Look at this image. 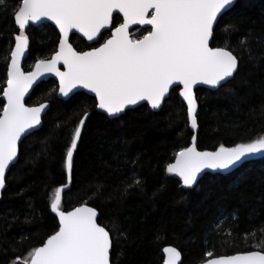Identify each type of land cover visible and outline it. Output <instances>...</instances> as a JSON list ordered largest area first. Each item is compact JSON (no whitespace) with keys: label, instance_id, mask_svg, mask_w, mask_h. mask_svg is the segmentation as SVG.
Instances as JSON below:
<instances>
[{"label":"trees","instance_id":"trees-1","mask_svg":"<svg viewBox=\"0 0 264 264\" xmlns=\"http://www.w3.org/2000/svg\"><path fill=\"white\" fill-rule=\"evenodd\" d=\"M16 4L7 0L0 7V112L19 34L12 14ZM122 22L115 16L113 27ZM147 30L136 28L132 36ZM25 34L29 57L24 70L29 72L38 59H51L60 35L49 24L30 26ZM109 37L106 32L99 43L88 45L73 35L71 44L88 51ZM245 39L247 50L240 43ZM212 47L231 50L239 65L220 89L196 91L201 152L264 137V0H239L219 20ZM179 91L173 89L158 112L144 105L111 120L97 113L96 100L84 93L65 102L57 98L55 80L38 85L27 105L47 103L50 108L42 128L22 142L0 195V264L28 257L59 230L50 205L55 190L68 184L66 151L84 112L90 115L73 155L71 188L63 194L61 210L86 203L99 211V224L113 241L112 264H163V250L170 246L180 251L183 264L264 251V245L254 247L264 239V155L226 175L206 174L192 188L167 173L176 153L190 147L193 137ZM135 179L139 185L129 187ZM253 230L255 236L250 235Z\"/></svg>","mask_w":264,"mask_h":264},{"label":"snow or ice","instance_id":"snow-or-ice-1","mask_svg":"<svg viewBox=\"0 0 264 264\" xmlns=\"http://www.w3.org/2000/svg\"><path fill=\"white\" fill-rule=\"evenodd\" d=\"M236 3L238 0H17L12 14L19 34L15 36L7 86L3 89L7 103L0 112V189L5 187L6 170L17 160L18 141L41 124V113L47 105L27 107L24 97L47 73L59 77L63 96L78 87L88 89L95 94L96 106L116 118L141 101L158 109L172 85H183L180 95L187 101L191 128L196 129L197 98L193 87L203 84L220 88L222 82L238 72L239 58L231 50L210 46L218 18L228 14ZM6 4L7 0H0V7ZM114 12L122 14L123 22L112 27ZM44 19L59 29V49L51 59H38L34 69L26 73L20 64L29 47L26 29ZM132 25L151 27L147 34L133 38L129 32ZM102 29L110 31L111 38L99 47L77 51L69 43L73 30L88 41L99 43ZM240 43L247 50V39ZM61 64L64 71L58 67ZM88 116L84 112L66 151L64 166L69 183L74 151ZM257 153H264V137L201 152L197 151L193 136L192 146L176 153V161L167 166V171L179 176L186 188H192L205 169L228 170ZM139 183L135 179L129 187ZM62 190H55L50 205L59 218V230L43 246L34 248L26 258H17L14 264H110L113 241L109 231L97 223V210L86 203L72 211L61 210ZM260 231L264 233V228ZM250 235L255 236V230ZM262 245L264 239L254 247ZM164 252L168 256L165 264H177V249L169 247ZM205 264H264V251L222 255Z\"/></svg>","mask_w":264,"mask_h":264},{"label":"water","instance_id":"water-1","mask_svg":"<svg viewBox=\"0 0 264 264\" xmlns=\"http://www.w3.org/2000/svg\"><path fill=\"white\" fill-rule=\"evenodd\" d=\"M238 1H239V0H238ZM236 4H237V3H236ZM235 6H236V5H235ZM115 16H120V17L122 18V20H123L122 14H119V13L114 12V13H113V20H114V17H115ZM223 16H224V15H222L221 17L218 18V22H219V20H220ZM47 24L53 26V27L57 30V32L59 33V29L55 26V24H54L52 21H48V20H46V19L42 20L41 22H39V23H37V24H35V25H30V26H33V27L38 28V27H41V26H43V25H47ZM217 25H218V23L214 26V32H215V29H216ZM16 26H17V25H16ZM30 26H29V27H30ZM29 27H28V28H29ZM112 27H113V24H112ZM150 27H151L150 25H132V26L129 28V32L132 34L133 30L136 29V28H142V29H148V30H149ZM17 28H18V26H17ZM28 28H27V29H28ZM27 29H26V30H27ZM101 32H102L101 36L98 37L99 40H100V38L102 37V35H103L104 33H106V32H110V31L102 29ZM59 35H60V33H59ZM73 35H77L78 37H80L81 39H83L84 41H86V43H87L88 45H93V44H94V42L88 41L85 37L82 36V34L77 33L75 30H73L72 32L69 33V43H71V38H72ZM213 37H214V34H213ZM109 38H111V37H109ZM109 38H108V39H109ZM212 40H213V38L210 40V46H211V47H212ZM72 46H73V45H72ZM14 48H15V45H14L13 49H14ZM58 49H59V46H58ZM58 49H57V51H58ZM88 51H89V50H88ZM28 57H29V47H28V49H27V51H26V53H25V56H24V57L21 59V61H20L21 68H22V70H23L24 72H26V71L24 70V64L26 63ZM10 62H11V55H10L9 64H10ZM9 64H8V65H9ZM34 66H35V65H34ZM34 66H33L32 70L34 69ZM58 67L60 68L61 71H64V68H63V65H62V64H61V65H58ZM32 70H31V71H32ZM26 73H27V72H26ZM235 74H236V73H235ZM235 74H234V76H235ZM50 79L55 80L56 83H57V85H58L57 98H58L59 100H62V101H65V102H66V101H69L73 96H75V95L78 94V93H84V94H86L87 96H89V97H91V98H94V99L96 100V98H95V94H94V93H92V92H90L88 89H85V88H82V87H78V88H76V89H73V91H72L71 93H69V95H68L67 97L63 96V95L60 94V92H59V77H57L54 73H47V74H45L44 76H42V77H41V78H40L35 84H33V86L28 90V93L25 95V97H24V103H25V105H26L27 107H30V106L27 105V101H28L29 97L31 96V94L33 93V91L37 88V86L40 85L42 82L47 81V80H50ZM232 79H233V78H230V80H232ZM230 80H229V81H230ZM229 81L222 82V83H223V86L226 85ZM6 86H7V84H6ZM223 86H222V87H223ZM175 88H180V91H179V97L181 98L182 102L185 104V106H186V108H187V107H188V106H187V101H185L184 98L180 95V92H181L182 89H183V85L174 84V85H172L171 88L169 89V93L166 95L164 101H162L160 108H158V109H153V108L151 107V105H150L147 101H141L139 104L134 105V106H130L129 109H126L125 113L120 114L119 118H120L121 116L125 115L128 111H131V110L137 109V108L142 107V106H144V105H147L152 111H154V112H158L159 110H161V109L163 108V106H164L166 100L170 97V94H171L172 90L175 89ZM199 88H204V89H207V90L216 91V90L220 89L221 87H220V88H212V87H210V86L203 85V84L195 85V86L193 87V93H194L195 97H196V91H197ZM196 98H197V97H196ZM2 100L4 101V103H7L6 99H5L3 96H2ZM96 103H98L97 100H96ZM45 104L47 105V108H45V110L41 113V124H40L37 128L30 130L29 133H27V134H25L24 136H22L21 140L18 141V156H17V160L14 161L13 164H11V165L9 166V169H8V170H6V180H7V177H8V174H9L11 168H12L13 166H15V165L18 163L19 155H20V146H21L22 142H23L27 137H29L30 135L34 134L35 132L39 131V130L42 128V126H43V119H44V117L46 116V114L48 113L49 108H50L49 104H47V103H45ZM35 107H38V106H35ZM96 112L99 113V114H103V115H105L106 117H108V118L111 119V120L118 119V118H116V117H109V116L107 115V113H105L102 109H99L98 107L96 108ZM187 113H188V112H187ZM198 114H199V105H198V101H197V113H196L197 117H198ZM89 115H90V114H89ZM88 117H89V116H88ZM87 119H88V118H87ZM86 121H87V120H86ZM188 122H189V129H190V131L193 133V136H196V148H197V146H198V133H199L198 119H197V128H196V129H192V128H191V121H190L189 118H188ZM85 123H86V122H85ZM84 126H85V125H84ZM84 126H83V128H82V131H83V129H84ZM81 133H82V132H81ZM78 142H79V141H78ZM191 146H192V140H191ZM197 151H199L198 148H197ZM74 152H75V151H74ZM259 157H260V156H258L257 154H255V155H251V156H249L246 160H244V161L238 163L236 166H234V167H232V168H230V169H228V170H223V171H222V170L205 169L202 173L199 174L197 182H198V181H199L204 175H206V174H215V173H219V174H222V175H226V174L232 173V172L236 171L237 169H239L240 167H242L245 163L249 162L250 160H255V159L259 158ZM5 183H6V182H5ZM196 184H197V183H196ZM196 184H195V185H196ZM67 185H68V187H66V188H65V187H61V188L63 189L62 192H61V200H62V197H63V194L65 193V191H68V190H70V188H71V183L68 182ZM193 186H194V185H193ZM3 190H4V188H3V189H0V195H1V193H2ZM87 206H88V205H87ZM89 207H91V206H89ZM92 208H93V207H92ZM71 211H72V210H71ZM97 214H98V215H97V223H99L100 213H99L98 210H97ZM54 215L56 216L55 213H54ZM56 217H57V216H56ZM57 219H58V222H59V218H58V217H57ZM102 227H103V226H102ZM105 229H106V228H105ZM106 230H107V229H106ZM110 236H111V235H110ZM170 247H171V246H170ZM112 248H113V245H112ZM166 248H169V247H166ZM172 248H175V247H172ZM164 249H165V248H164ZM175 249H176V248H175ZM177 251L180 252L178 249H177ZM111 253H112V249L110 250V264H112V262H111ZM163 256H164V262H163V264H165V261H166V259L168 258V256H167V254L164 252V250H163ZM177 264H183V258H182L181 253H180V259L177 261ZM203 264H205V263H203Z\"/></svg>","mask_w":264,"mask_h":264},{"label":"rangeland","instance_id":"rangeland-1","mask_svg":"<svg viewBox=\"0 0 264 264\" xmlns=\"http://www.w3.org/2000/svg\"><path fill=\"white\" fill-rule=\"evenodd\" d=\"M145 33H147V32H144L143 35H145ZM143 35H138V36H136V38L141 37V36H143ZM257 155H258V156H263L264 153H257ZM167 173H168L169 175H172V176L178 177V178L181 180V178H180L179 176H176V175L173 174V173H169L168 171H167ZM181 181H182V180H181ZM182 182H183V181H182Z\"/></svg>","mask_w":264,"mask_h":264},{"label":"flooded vegetation","instance_id":"flooded-vegetation-1","mask_svg":"<svg viewBox=\"0 0 264 264\" xmlns=\"http://www.w3.org/2000/svg\"><path fill=\"white\" fill-rule=\"evenodd\" d=\"M147 34V33H146Z\"/></svg>","mask_w":264,"mask_h":264}]
</instances>
